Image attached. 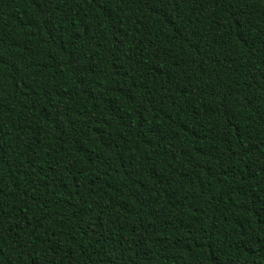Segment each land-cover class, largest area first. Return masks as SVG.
I'll list each match as a JSON object with an SVG mask.
<instances>
[{
    "label": "trees",
    "instance_id": "trees-1",
    "mask_svg": "<svg viewBox=\"0 0 264 264\" xmlns=\"http://www.w3.org/2000/svg\"><path fill=\"white\" fill-rule=\"evenodd\" d=\"M0 264H264V0H0Z\"/></svg>",
    "mask_w": 264,
    "mask_h": 264
}]
</instances>
